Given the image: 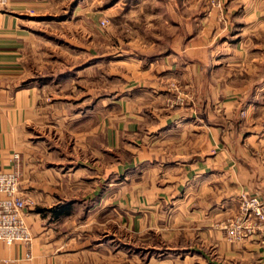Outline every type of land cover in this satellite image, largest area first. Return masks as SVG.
I'll return each mask as SVG.
<instances>
[{
    "label": "crops",
    "instance_id": "crops-1",
    "mask_svg": "<svg viewBox=\"0 0 264 264\" xmlns=\"http://www.w3.org/2000/svg\"><path fill=\"white\" fill-rule=\"evenodd\" d=\"M155 1L148 20L160 28L150 31L152 45H161L160 38L170 42L162 49L154 46L149 53H140L137 66L142 74L151 73L144 74L146 79L142 77L140 81H167L169 71L185 72L186 83L192 85L194 94L184 99L177 111L157 109L148 116L138 104L133 112H120L114 127L118 131L114 133H133L142 140L147 136L139 133L152 136L150 142L132 141L136 149L134 162L122 163L124 168L137 165L138 170L133 185L123 194L134 199L140 212L153 217L156 227L160 226L158 221L155 223L157 210L167 206L172 213L168 230L178 232L183 225L189 231L184 261L264 264V242L256 237L229 241L222 229L223 223L235 215L242 194L264 198V140L260 139L264 135L259 134L261 129L242 130L240 123L245 108L248 117L252 113L254 97L240 102L236 94L223 93L221 88H217L216 97L207 91L208 62H212L215 52L210 39L235 36L262 23L264 0H220V12L210 9L208 0ZM197 3L194 13L192 7ZM22 6L25 4L9 0L8 7L0 10V172L12 167L13 155L17 153L20 191L26 203L28 200L33 204H26L25 208L32 238L29 243L0 242V264H62L60 256L52 252L51 247L58 240L49 236L51 229H56L63 209L79 197H96L105 206L111 174V127L103 121L97 127L89 126L92 130L81 136L72 134L68 144L47 142L48 128H53L57 137L59 131L68 127L72 130L90 120L88 115L79 119L78 113H72L66 117L69 121L65 127L61 110L44 109V85L32 81L24 64L33 33L31 19L23 13ZM138 12L144 19L143 9ZM224 42L220 43L221 48ZM157 90V97L168 91L162 85ZM216 101L217 106L210 108L208 103ZM96 129L106 131V137L102 133V144L96 145L92 140L97 136ZM174 133L196 138L192 143L160 141V136ZM84 186L90 189L81 193ZM85 210L87 214L93 211L91 205ZM139 226L147 228L142 219ZM192 230L198 235L199 249L191 246L195 244L191 243Z\"/></svg>",
    "mask_w": 264,
    "mask_h": 264
},
{
    "label": "rangeland",
    "instance_id": "rangeland-1",
    "mask_svg": "<svg viewBox=\"0 0 264 264\" xmlns=\"http://www.w3.org/2000/svg\"><path fill=\"white\" fill-rule=\"evenodd\" d=\"M14 1L25 4L21 10L31 19L29 23L33 38L26 50L24 64L32 81L44 85V109L61 110L65 127L69 121L66 117L72 113H78L79 119L88 115L90 120L72 130L68 127L62 133L59 131L61 135L57 134V137L53 128H48L47 142L68 144L72 134L81 136L87 130H92L89 126L97 127L103 121L111 127V174L107 182L109 192L105 206L96 197H79L69 207H65V212L54 225L59 233L53 227L49 235L58 240L52 245V252L60 256L62 264H201L184 261L183 254L190 241L189 231L184 230L183 225L178 232L168 230L172 213L168 212L167 206L157 210L155 223L158 221L160 226L156 227L152 223L153 217L140 212L134 199L123 194L125 189L133 185L138 170L137 165L124 168L122 163L134 162L136 149L132 141L150 142L152 136L145 132L139 133L147 136L146 140H142L140 137L135 138L133 133H114L118 131L114 127L118 124L120 112L127 109L133 112L138 104L139 108L142 105L140 109L145 110L148 116L150 111L155 112L157 109L177 111L194 94L192 85L186 83L185 72L169 71L167 81H140L142 77L146 79L144 74H151L147 71L142 74L137 66L140 53H149L154 46L162 49L170 42L167 38H160L161 45H152L150 31L160 28L148 20L156 1ZM208 3L209 8H223L220 0H208ZM108 7L110 10H107ZM140 8L145 12V20L138 12ZM197 9L198 3L192 7V12L195 13ZM210 41L215 52L212 62H208V93L210 91L216 97L217 88H221L223 93L236 94L240 102L254 97L250 106L252 113L248 117L244 107L240 123L242 130L261 129L259 134L264 135V21L241 34L212 38ZM222 41H225L223 48L220 46ZM39 79L47 81H37ZM141 83L153 86L141 88ZM160 85L168 91L157 97V87ZM217 104L218 101L208 103L210 108H215ZM95 133L97 136L92 140L96 145L102 144L103 130L96 129ZM104 134L106 137V131ZM159 138L165 144L167 141L192 143L196 136L174 133ZM260 139L264 140V136ZM107 161L105 157V165ZM86 189H90V186L80 188V192L86 193ZM26 204L33 205L28 200ZM87 205L93 209L89 214L85 210ZM140 219L147 228H140ZM191 232V243L196 244L191 246L201 248L198 235L193 230Z\"/></svg>",
    "mask_w": 264,
    "mask_h": 264
},
{
    "label": "built area",
    "instance_id": "built-area-1",
    "mask_svg": "<svg viewBox=\"0 0 264 264\" xmlns=\"http://www.w3.org/2000/svg\"><path fill=\"white\" fill-rule=\"evenodd\" d=\"M9 0H0V10ZM104 24V22H102ZM19 155H13L9 170L0 172V242L29 243L31 230L25 221L26 199L20 191ZM229 241L256 237L264 242V198L242 194L235 215L222 225Z\"/></svg>",
    "mask_w": 264,
    "mask_h": 264
}]
</instances>
